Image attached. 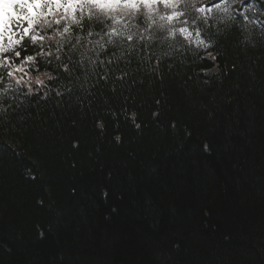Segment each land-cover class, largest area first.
I'll return each instance as SVG.
<instances>
[{"label":"trees","instance_id":"trees-1","mask_svg":"<svg viewBox=\"0 0 264 264\" xmlns=\"http://www.w3.org/2000/svg\"><path fill=\"white\" fill-rule=\"evenodd\" d=\"M249 1L257 21L237 11L213 48L134 81L98 83V62L71 96L45 81L0 98V264H264V0Z\"/></svg>","mask_w":264,"mask_h":264},{"label":"clouds","instance_id":"clouds-1","mask_svg":"<svg viewBox=\"0 0 264 264\" xmlns=\"http://www.w3.org/2000/svg\"><path fill=\"white\" fill-rule=\"evenodd\" d=\"M244 0H0V98L17 88L31 94L72 61L108 51L151 48L181 50L195 44L213 48L236 19ZM211 5V7H208ZM251 9H249L250 11ZM240 16H246L244 11ZM251 26L252 18H246ZM264 31V24L257 25ZM211 29V32H210ZM42 46L25 52L23 39ZM51 55V66L49 56ZM63 61V63L58 62Z\"/></svg>","mask_w":264,"mask_h":264},{"label":"snow or ice","instance_id":"snow-or-ice-1","mask_svg":"<svg viewBox=\"0 0 264 264\" xmlns=\"http://www.w3.org/2000/svg\"><path fill=\"white\" fill-rule=\"evenodd\" d=\"M217 2H219V0H213V3H217ZM208 7H211V5H208ZM25 41H26V38L23 39L21 42L24 43ZM27 51H28L27 48L23 49V51H20L17 59L18 60L22 59L25 55V52ZM145 51H147L149 54L144 55ZM171 54H172V51H167V52L160 51L159 53H157L151 48L141 47L140 49L126 50L123 53H119V54L113 53L112 58L108 60L106 63L105 61L100 60V57L90 58L87 60L82 59L78 63L75 61H72L71 57H67V60L69 61V63L66 64L64 67L56 68L55 72L57 73V75H55L53 79L48 80V82L52 84H56V86L59 89H61L60 91L56 93L57 96H60V97H63L65 95L71 96L73 95L77 87V83L80 80V76L77 74L79 69L84 68L85 71L87 72L88 65H92L93 70H95L98 62L100 65H105L107 70L103 77H100L98 72L96 73L98 83L101 79L111 80L116 72L120 73L119 79L121 80V82H123L124 79L129 78V77H131L134 81L135 75H139L142 71H148V72L155 71V69L152 68V64H151L153 59H156L158 62H162L166 56H170ZM104 55H107V53H105ZM212 58L215 59V56H213ZM57 59H58V62L63 63V61H59V58ZM121 60L125 61L124 67H121L119 63ZM114 61L115 63H113ZM133 62H138L137 68L135 70V73H130L129 69L131 68ZM48 63H49V66H51V55L49 56ZM61 68H63L62 74L60 72ZM38 86H43L47 88V85L45 84V82L39 83ZM69 86L71 88L70 91L66 90ZM21 89L22 88H17L16 91H20ZM33 91L34 90H32L31 94L33 93ZM48 91H51V89H48ZM89 91H91V89H89ZM31 94H28V95H31ZM45 95H47V92L45 93ZM133 119H135V114H133ZM136 127L139 128L140 125L137 124ZM117 139H119V137Z\"/></svg>","mask_w":264,"mask_h":264},{"label":"rangeland","instance_id":"rangeland-1","mask_svg":"<svg viewBox=\"0 0 264 264\" xmlns=\"http://www.w3.org/2000/svg\"><path fill=\"white\" fill-rule=\"evenodd\" d=\"M246 1V4H242L240 7H238V8H240L241 9V11H245V8H250V7H252L253 5H252V3L251 2H247V0H244V2ZM237 6H239V5H237ZM237 8V9H238ZM257 16V15H256ZM257 18L259 19V17L257 16ZM194 44V43H193Z\"/></svg>","mask_w":264,"mask_h":264}]
</instances>
